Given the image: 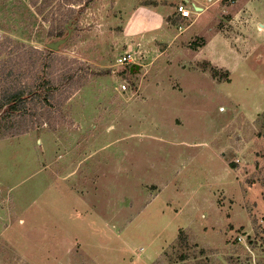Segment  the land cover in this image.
Returning a JSON list of instances; mask_svg holds the SVG:
<instances>
[{"label":"rangeland","instance_id":"rangeland-1","mask_svg":"<svg viewBox=\"0 0 264 264\" xmlns=\"http://www.w3.org/2000/svg\"><path fill=\"white\" fill-rule=\"evenodd\" d=\"M35 1L0 0V88L37 89L48 56L80 82L0 120V264L264 263V0ZM181 235L208 255L179 261Z\"/></svg>","mask_w":264,"mask_h":264},{"label":"trees","instance_id":"trees-1","mask_svg":"<svg viewBox=\"0 0 264 264\" xmlns=\"http://www.w3.org/2000/svg\"><path fill=\"white\" fill-rule=\"evenodd\" d=\"M38 1H42L40 4L41 9H39V14L44 15L45 21L49 20L48 15L50 13L48 12V15H45L47 10L52 8L51 12H54V9H55V12H59V10H61L63 8V4L61 2L58 3V5L56 2H54V1H58V0H37V2ZM37 2L35 1L34 4H36ZM53 2L56 4L52 5ZM183 4L186 5V1H183ZM177 13H178V10H177ZM68 21H70V20H68ZM173 23H176L175 19L173 20ZM59 24L60 25H58V28L52 30L49 33L48 37H50V38L51 37H62L65 34L64 29L62 28V23L60 22ZM198 40L194 42V47H199V45H205L206 39L203 38L200 41H198ZM33 49H35V51L38 52L39 55L35 56V57H37L38 61H40L41 51L36 49V48H33ZM47 51L51 52L52 50H47ZM42 59H43V57H42ZM49 59H50V57L48 56L44 60V66L42 68L44 75L42 76V78L40 76L41 80H40V78H39V80L41 81V83L39 84L37 89L35 87L21 86V85L20 86H17V85L8 86V84H6L5 87L0 88V110L7 107L6 111L1 116L0 120L6 119V120L10 121V120L16 119V116L18 118L20 116L23 117L24 114H28L32 110L31 106L29 107V103H33L36 105V102H38V101H36L37 99H41V102L48 103L50 101L49 99H51L55 95L56 90H58L59 87H63V86L72 87L74 84H79L80 78L78 76V69H74V68H69V69L65 70L63 72L62 77L60 79H58L57 82H55L54 80H56V79L51 78V73L46 72L47 70H49L52 67ZM132 66H135V64L128 66L130 73H134L137 71L136 68H134L132 70L131 69ZM9 75H12V74H9ZM7 77H9V76H7ZM56 85H58V87ZM49 106H50V104H49ZM15 114H17V115H15ZM231 167L237 168L238 164L235 162H232ZM179 241H180L179 243H181V244L174 246V250L178 254V260L181 262L188 261L192 257L195 259H198L200 257H205L206 255H208L206 253L205 249L198 250L199 249L198 244H195L194 246H190L187 243V240L184 239V236H182V235H181V238ZM232 243L235 246L241 245L237 238L235 240H233ZM248 244H249V246L255 247V245L257 243L255 241H253L251 238H249ZM196 250H198V251H196ZM208 262L209 261L206 258V260L205 261L202 260V262L200 264H208ZM241 264H245V263H241ZM256 264H264V263L258 261Z\"/></svg>","mask_w":264,"mask_h":264},{"label":"crops","instance_id":"crops-1","mask_svg":"<svg viewBox=\"0 0 264 264\" xmlns=\"http://www.w3.org/2000/svg\"><path fill=\"white\" fill-rule=\"evenodd\" d=\"M186 1V6L189 5H195L193 3L194 0H184ZM188 4V5H187ZM198 11H201L202 9L200 7H197ZM177 11V9H176ZM163 19L159 11L152 10L149 7L143 6L138 7L134 10L133 15L131 16V21L136 26H140V28L148 27V29H159V20ZM179 19L181 20H189V18H182L179 15ZM148 31V30H147Z\"/></svg>","mask_w":264,"mask_h":264},{"label":"built area","instance_id":"built-area-1","mask_svg":"<svg viewBox=\"0 0 264 264\" xmlns=\"http://www.w3.org/2000/svg\"><path fill=\"white\" fill-rule=\"evenodd\" d=\"M178 13L181 15L182 18H190L191 17V10L184 4H181L177 7ZM134 63V53L132 50L127 51L125 54L120 56L117 59L118 66H129ZM123 89H126V86H122Z\"/></svg>","mask_w":264,"mask_h":264},{"label":"water","instance_id":"water-1","mask_svg":"<svg viewBox=\"0 0 264 264\" xmlns=\"http://www.w3.org/2000/svg\"><path fill=\"white\" fill-rule=\"evenodd\" d=\"M70 23H72V21H70ZM71 34H72V30L68 29V32H67L66 35H64L63 37H60V38H57V39H54V40L48 42L46 44V47L48 49H50V50H53V51H59L61 49V47L67 43V41L71 37ZM135 67H137V69H139V66H132L131 69L133 70ZM6 109H7V107H5L3 109L4 110L3 113L6 111ZM2 115L3 114L0 113V116H2Z\"/></svg>","mask_w":264,"mask_h":264}]
</instances>
